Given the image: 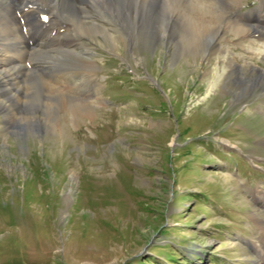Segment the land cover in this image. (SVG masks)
Here are the masks:
<instances>
[{"label":"rangeland","instance_id":"374dc122","mask_svg":"<svg viewBox=\"0 0 264 264\" xmlns=\"http://www.w3.org/2000/svg\"><path fill=\"white\" fill-rule=\"evenodd\" d=\"M243 3L246 13L259 2ZM167 29L159 14L134 43L116 26L127 38L114 45L83 38L101 99L55 82L60 69L30 67L58 56L20 62L23 110L0 89V264H264V107L239 102L234 80L211 91L213 42L197 53L201 39L172 31L169 42ZM33 77L71 98L43 84L39 95ZM78 97L100 104L74 116ZM18 113L29 121L9 123Z\"/></svg>","mask_w":264,"mask_h":264},{"label":"bare ground","instance_id":"6f19581e","mask_svg":"<svg viewBox=\"0 0 264 264\" xmlns=\"http://www.w3.org/2000/svg\"><path fill=\"white\" fill-rule=\"evenodd\" d=\"M244 1L220 0V7L214 10L211 19L214 27H209L197 38L201 40L195 46L194 51L200 53L205 40L213 42L212 56L216 64L213 69V80L210 83L211 91H214L213 89L219 84L234 80L238 85L235 90L236 99L246 103V100L253 95L254 99L260 100L258 103L262 108L264 107V101H262L264 99V67L249 59H255V61L260 59L264 64V0H258V5L246 13L242 12ZM177 12L186 14V9L180 5L179 0H0L1 92L4 93V97L11 96L9 102L11 107L15 104L18 109L23 110L25 104L28 105L29 102L23 101L24 95L28 94V88H25L21 79L26 80L27 71L20 67V62L24 64L26 56H47V58L58 56L53 57L54 65L45 67L41 62H33L35 65L30 63V67L35 68L34 70L55 71L57 69L58 71L60 69L61 75L56 77L58 80L55 82L69 83L68 85H72L74 91H93L94 96L98 95V99H101L98 94L100 84L95 80L96 77L98 78L99 66L95 60L90 58L93 50L84 44L83 38L89 40L91 37L94 39L100 35L105 41L114 45L129 35L128 39L130 37V41L134 43V37L131 35L134 29L138 27V30H141L148 21L159 14H164L168 26V36L165 35L164 38L170 42L172 31L176 34L180 31L179 24L174 20L170 24L173 14ZM114 26L125 30L128 33L125 32L127 36L125 34L121 35L122 37L115 36ZM185 36L190 37L188 34ZM147 37L149 36H144V39ZM151 37L156 39L154 35ZM144 39L143 37L142 39L135 38V43ZM160 40L162 37H159ZM144 42L147 43L145 40ZM231 46H239L241 53L237 55L231 50ZM184 51L185 49L182 50ZM174 53L176 55L179 51ZM64 70L70 71L71 74L64 73ZM79 76H82V79L85 78L90 85L84 86L72 80ZM33 78L31 87L36 89V93H40V87L43 84L47 86V96H60V98L69 96L71 98V95L62 92L64 88L60 90V87L53 82ZM68 103L74 108V116L80 115V117L90 115L100 104L91 100L79 99V97L76 103H71V101ZM24 115L13 114L9 123L15 122L16 124L18 120L29 121V118ZM21 128L18 131L24 129ZM18 134L25 135L26 133ZM261 195V202L264 206V194ZM258 223L264 231V220H258ZM256 251L264 262V238L259 241Z\"/></svg>","mask_w":264,"mask_h":264},{"label":"clouds","instance_id":"9594fccd","mask_svg":"<svg viewBox=\"0 0 264 264\" xmlns=\"http://www.w3.org/2000/svg\"><path fill=\"white\" fill-rule=\"evenodd\" d=\"M179 3L185 7L186 14L177 12L170 20V24L174 20L180 26L178 40L183 41L185 34H188L195 41L206 29L214 27L211 19L214 10L220 7V0H179Z\"/></svg>","mask_w":264,"mask_h":264}]
</instances>
